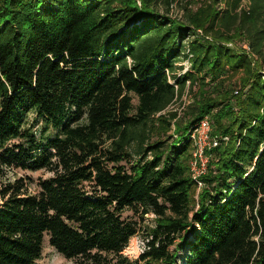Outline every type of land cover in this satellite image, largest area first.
<instances>
[{
  "label": "trees",
  "instance_id": "obj_1",
  "mask_svg": "<svg viewBox=\"0 0 264 264\" xmlns=\"http://www.w3.org/2000/svg\"><path fill=\"white\" fill-rule=\"evenodd\" d=\"M263 67L264 0H0V264H264Z\"/></svg>",
  "mask_w": 264,
  "mask_h": 264
},
{
  "label": "rangeland",
  "instance_id": "obj_2",
  "mask_svg": "<svg viewBox=\"0 0 264 264\" xmlns=\"http://www.w3.org/2000/svg\"><path fill=\"white\" fill-rule=\"evenodd\" d=\"M169 15L172 16L173 18H180V17H182V9L180 8L179 5L174 6L171 9ZM197 32L200 35H203V32L201 29H198ZM238 43L229 42V43H227V45L230 47H236V46L239 47ZM178 65H179V67L182 66V69L177 70L179 72V74H184L191 68V62L188 59H184V61L179 63ZM262 69H264V67ZM261 72L263 73L264 71L262 70ZM240 78H241V72H239L236 77H234L230 82H228L227 87L238 89ZM192 101H193V93L192 92H190V93L186 92L182 98L178 99L172 105L171 108L178 109L179 112H182V109L185 106H188L189 104H191ZM29 120H30L29 123L32 124L34 126V128L36 129L37 136L38 137L41 136V131L44 127L43 122L40 120H37L35 114H33V113L30 115ZM53 134H54V130L51 128L46 131V135H53ZM175 138H176V135H175ZM15 173L18 175L25 174V172L16 168L15 170L10 171L9 176L11 178H13V175ZM29 174H33L34 177H38V176L49 177L51 175V173L47 172V171H39V172H34V173L29 172ZM128 214H132V213H126L125 216ZM154 218H155V215L150 214V215L146 216L145 222H147V224L152 225V224H154ZM144 234L145 233H139L138 235L133 237L131 239L129 245L127 246V248L123 251V254L128 256L131 259L138 258L139 255L146 248L147 240H146ZM174 247L175 246H173L172 248H174ZM185 254H186V250L180 251V253H179V259H180L179 264H185ZM35 264H72V261L68 260L62 254H60L54 247L50 246L49 239H48V237H46L42 257L39 260H37Z\"/></svg>",
  "mask_w": 264,
  "mask_h": 264
},
{
  "label": "built area",
  "instance_id": "obj_3",
  "mask_svg": "<svg viewBox=\"0 0 264 264\" xmlns=\"http://www.w3.org/2000/svg\"><path fill=\"white\" fill-rule=\"evenodd\" d=\"M170 82L175 83V80L170 78ZM238 92L239 90L235 91V93ZM190 139L193 141L194 145L191 170L194 180L198 183V189H200L204 185L201 177L207 172L211 158V154H209L208 151L218 146L222 141L228 140V137L221 139L217 135H214L211 118L205 116L191 130Z\"/></svg>",
  "mask_w": 264,
  "mask_h": 264
}]
</instances>
